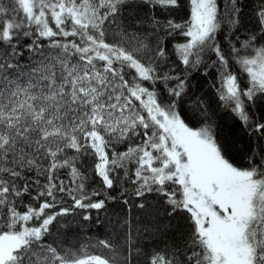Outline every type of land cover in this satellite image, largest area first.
<instances>
[{
    "label": "snow or ice",
    "instance_id": "1",
    "mask_svg": "<svg viewBox=\"0 0 264 264\" xmlns=\"http://www.w3.org/2000/svg\"><path fill=\"white\" fill-rule=\"evenodd\" d=\"M180 7L0 0V264H117L123 253L108 239L98 245L111 257L59 251L48 237L74 209L105 210L116 199L107 190L121 181L133 186L136 207L154 198L170 218L164 227L175 229L146 264H264V121L250 112L264 102V0L250 10L254 29L244 0H189V16L178 22ZM112 25L119 39L109 41ZM25 49L39 53L27 67L18 60ZM210 69L218 100L256 138L238 160L207 105L191 96L192 72ZM85 157L102 191L86 190L89 177L78 167ZM65 195L71 206L57 208ZM131 241L129 228V249Z\"/></svg>",
    "mask_w": 264,
    "mask_h": 264
},
{
    "label": "trees",
    "instance_id": "2",
    "mask_svg": "<svg viewBox=\"0 0 264 264\" xmlns=\"http://www.w3.org/2000/svg\"><path fill=\"white\" fill-rule=\"evenodd\" d=\"M7 3V0H3ZM221 5L223 0H218ZM257 0H244L246 11L245 24L249 29H254L256 26L255 18L251 15V9L254 8ZM181 7L176 9L173 13L174 18L179 22L185 20L189 16V0H180ZM144 14V10L141 11ZM161 19L167 18V13H156ZM116 33V25H112L107 32V39L109 41L119 39ZM150 35V33H149ZM183 40V38H179ZM175 41L169 39L168 50L172 51V44ZM224 44L227 45L228 41L224 39ZM30 43V41L22 40L21 44ZM47 48L48 41H43ZM131 47V45H129ZM39 53H29L26 49L23 56L19 57V63L27 67L34 56ZM175 57L173 56V59ZM214 59V56L212 57ZM236 65L233 71H238ZM179 71V68L177 69ZM11 72V70H9ZM18 71V70H17ZM193 98L200 97L208 107V112L211 120L214 123L217 135L222 143L228 146L230 154L233 158L239 159V155L248 151V149L257 146L256 138L247 134L239 119L231 112L229 108L222 106L217 98L216 88L213 87V82L218 81L217 73L214 69H210L207 76L201 75L198 71H193L191 74ZM240 80L246 84L244 74L240 75ZM194 104L189 103L184 105V109L192 108ZM254 119L264 121V102L257 101L256 105L250 109ZM191 115V112H188ZM202 118V117H201ZM92 158L85 157L82 161L78 162V167L85 171L88 175L86 181V190L90 193L92 191H102L101 182L96 177L92 169ZM67 169L61 170L62 178L68 181V176L63 175L67 173ZM41 179H43L41 177ZM132 185L121 181V183L112 190L107 192L115 196V200L107 203L106 209L97 213L95 210H82L74 209L67 216L58 217L57 222H54L51 235L48 237V243L56 246L59 251L71 250L78 253L88 254H102L108 257L112 256V252L104 249L98 245L100 239H108L113 244L117 245V250L123 255H120L117 264H125L124 256L131 251L132 264H146V253L153 247H162L165 241L171 240L175 234V229H166L164 225L169 222L163 210L160 208L159 203L150 198L146 203L145 209L136 207L138 201L132 196ZM124 189H127L124 192ZM124 192L122 196L121 193ZM30 198H25V203ZM127 199L128 203L125 204L124 200ZM71 199L64 196V202L57 205L60 207H70ZM57 208L46 210L48 212H55ZM23 211V209H21ZM88 214L92 217L91 220L85 221L83 215ZM125 219L130 221V225L124 224ZM31 224H37L38 221H32ZM176 224V221H172ZM131 230L132 247L129 249L125 244V238ZM147 237V239H145ZM137 241L139 242L137 251Z\"/></svg>",
    "mask_w": 264,
    "mask_h": 264
}]
</instances>
